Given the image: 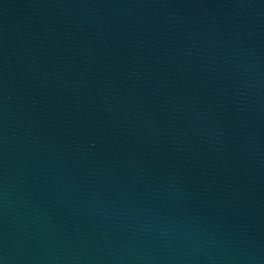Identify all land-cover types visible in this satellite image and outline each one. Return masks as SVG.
Here are the masks:
<instances>
[{"label":"water","instance_id":"water-1","mask_svg":"<svg viewBox=\"0 0 264 264\" xmlns=\"http://www.w3.org/2000/svg\"><path fill=\"white\" fill-rule=\"evenodd\" d=\"M0 264H264V0H0Z\"/></svg>","mask_w":264,"mask_h":264}]
</instances>
